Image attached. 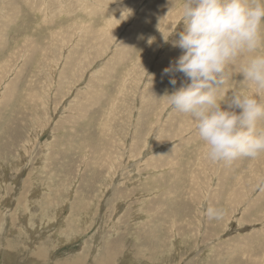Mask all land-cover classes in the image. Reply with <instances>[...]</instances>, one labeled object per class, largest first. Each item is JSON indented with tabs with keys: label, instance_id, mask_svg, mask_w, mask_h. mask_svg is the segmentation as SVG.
Here are the masks:
<instances>
[{
	"label": "rangeland",
	"instance_id": "rangeland-1",
	"mask_svg": "<svg viewBox=\"0 0 264 264\" xmlns=\"http://www.w3.org/2000/svg\"><path fill=\"white\" fill-rule=\"evenodd\" d=\"M181 4L0 0V264H264V154L210 162L163 99ZM241 63L218 99L264 103Z\"/></svg>",
	"mask_w": 264,
	"mask_h": 264
},
{
	"label": "clouds",
	"instance_id": "clouds-1",
	"mask_svg": "<svg viewBox=\"0 0 264 264\" xmlns=\"http://www.w3.org/2000/svg\"><path fill=\"white\" fill-rule=\"evenodd\" d=\"M180 23L183 30L173 47L182 54L164 73H182L186 82L175 88L176 79H170L174 90L163 99L170 109L191 118L210 162L258 158L264 154V127H258L264 103L239 92L218 97L230 79L228 66L240 58L242 80L264 94V52L258 51L264 0H182ZM224 214L212 206L203 210L209 220Z\"/></svg>",
	"mask_w": 264,
	"mask_h": 264
},
{
	"label": "bare ground",
	"instance_id": "bare-ground-1",
	"mask_svg": "<svg viewBox=\"0 0 264 264\" xmlns=\"http://www.w3.org/2000/svg\"><path fill=\"white\" fill-rule=\"evenodd\" d=\"M91 7V6H90ZM13 128V127H12ZM13 133H14V131H13ZM5 148V147H4ZM7 151V150H6ZM20 153V152H19ZM4 156V155H3ZM7 156V155H6ZM0 160H2V159H0ZM5 160V159H4ZM8 161V160H7ZM1 162V161H0ZM10 163V162H9ZM12 164V163H11ZM9 165V164H8ZM16 166V165H15ZM15 168V167H14ZM33 176V175H32ZM33 186H34V184H33ZM1 188V187H0ZM1 221V220H0ZM1 223V222H0ZM2 224V223H1ZM10 224V223H9ZM13 230V229H12ZM117 246H116V241L114 242V243H111V247H110V250L112 251V250H114L115 248H116ZM9 248H14L12 245H9L7 248H5V250L6 251H4L5 252V254L6 253H8V250H9V253L10 252H13V253H17V250L16 249H13V250H11V249H9ZM143 248V247H142ZM226 253V252H225ZM223 257V256H222ZM228 257V256H227ZM166 258V257H165ZM225 258V257H224ZM121 260H122V258H120ZM166 259H168V258H166ZM107 258H106V260H104V261H102V263H106L107 262ZM224 262V261H223ZM218 264H220V262L218 263ZM223 264V263H222Z\"/></svg>",
	"mask_w": 264,
	"mask_h": 264
}]
</instances>
